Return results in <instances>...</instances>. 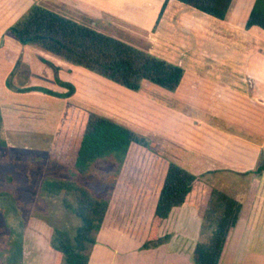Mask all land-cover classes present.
Instances as JSON below:
<instances>
[{"label":"crops","instance_id":"1","mask_svg":"<svg viewBox=\"0 0 264 264\" xmlns=\"http://www.w3.org/2000/svg\"><path fill=\"white\" fill-rule=\"evenodd\" d=\"M165 1L0 0V55L4 52L3 61L8 66L2 68L0 65V110L2 132L6 141L16 148L13 144L15 139L22 142H26L28 136L54 139L64 112L70 106L68 102L76 93L61 100L42 89L63 95L68 92L67 84H70L76 92V76L88 72L34 46L22 45L6 35L7 29L33 5L43 6L52 12L72 13L91 24L104 15L118 20L122 17L126 20L130 14L141 19V15L150 18L153 12L163 7ZM171 1L174 0H169L168 3L171 4ZM254 2L255 0H233L226 20H217L222 25H212L217 29L216 46L220 47V56L194 52L191 59H187L188 62L192 60V68H189L187 60L176 62L186 70L187 79H183L188 82L184 88L190 97L185 100V106L190 105L193 110L196 108L198 113L201 109L200 114L194 112L191 118L180 120L182 127H188L180 144H185L184 155L189 164L182 167L201 178L205 173L229 171L252 179L250 189L254 190L252 201L255 203L251 202L246 206L247 200L242 202L238 223L221 264H264V249L260 248L262 239L264 243V172L260 175L253 173L264 153V71L232 67L228 62L231 54L227 51L228 42L235 40L236 47L246 46L249 32L257 30L246 31L244 28ZM243 11L245 13L242 16ZM191 16L192 23L194 26L197 24L198 30L200 26L205 27V23L215 24L211 22L214 18L209 19V16L203 17L197 13ZM79 69L84 71H77ZM247 79H250V86ZM7 80L11 90L6 88ZM57 102L67 105L57 113L47 109V104L54 106ZM22 104L25 106V114L20 115ZM209 109L211 112H219L217 121L207 122L204 115ZM33 111L36 112L33 114ZM244 112L246 118L239 116L245 115ZM248 113L252 115L251 119ZM178 114L182 117L181 112H176ZM233 116L241 122V130L231 128L237 122ZM25 117L31 118L28 123L24 121ZM208 130L214 134L212 138L205 140L202 133ZM19 147L31 148L26 143ZM160 190L153 200L145 233L138 237L133 230L109 229L104 221L88 264H194L192 256L202 238V220L196 208L188 204L173 209L163 221L159 236H170L169 241L155 248H142L149 234ZM147 200L144 199L143 204H147ZM136 217L134 221L138 220V216ZM57 259V254L49 249L39 264H56Z\"/></svg>","mask_w":264,"mask_h":264},{"label":"rangeland","instance_id":"2","mask_svg":"<svg viewBox=\"0 0 264 264\" xmlns=\"http://www.w3.org/2000/svg\"><path fill=\"white\" fill-rule=\"evenodd\" d=\"M122 1L127 0H120V2ZM129 1L136 3L141 0ZM161 12L162 8H158L151 14L150 18L140 14L142 19L130 14L126 20L123 17L118 20L104 15L91 22V24L72 13L64 11L55 13L117 39L139 51L149 53L176 65H179L176 63L177 61L191 59L190 56L194 52L212 56L220 53V47L216 46L217 29L212 25L221 26V22L176 1H171V4L167 2L163 12ZM194 13L212 19L211 22L215 24L205 23L206 28L200 26L198 30L197 24L194 26L192 23L193 18L191 15ZM244 13L245 11H243L242 16ZM234 41L231 40L227 43L229 44L227 51L231 54L228 59L230 65L234 68L239 67L242 70L258 69L264 71V30L249 32L247 45H243L241 48L240 46L236 47ZM2 55H4V52H2ZM2 55H0V65L2 68H7L8 66L4 63ZM188 63L189 68H192V60ZM224 64L228 66L226 63ZM77 71L84 70L79 69ZM83 73L76 76V95L68 103L99 116L112 119L144 139L146 146L132 145L118 173L115 172L114 163L106 162L97 165L98 177H82L78 178V181L87 187L94 196L98 198L109 197L108 212L105 219L107 228L133 230L139 237L145 233L148 218L153 208V200H155L163 185L168 162L181 168L185 164H189L186 163L184 155L185 144H180L181 137L184 139V133L188 127H184V123L182 127L180 120L191 118L194 112L200 114L201 109L198 113L196 108L193 110L190 105L185 106V100L190 97V94L184 88L188 82V80L185 81L187 79L185 74L183 76L185 79H182L180 86L174 92L166 91L151 83H144L139 91L133 92L96 74ZM247 80L250 86V79ZM6 88L11 90L8 80ZM53 96L61 100L64 98L60 94H53ZM33 104L35 103L33 102ZM66 105L67 103L63 102H57L54 106L53 104H47V109L49 111L54 110L57 113ZM24 107V105L20 106V115L25 114ZM202 110L204 109L202 108ZM206 111L204 117H207L208 123L219 119V112H211L209 109L206 116ZM35 112L33 111V114ZM46 112L47 110L45 114ZM176 112H181L182 117H179V114L176 115ZM244 113L245 115L239 116L245 117L246 112ZM34 116L36 117V115ZM251 116L248 113L249 119H251ZM21 117L23 118V116ZM233 117L235 121L238 120L235 116ZM30 119V117H25L24 121L28 123ZM243 120L246 119L243 118ZM41 124H44V122ZM231 128L241 130V122L233 123ZM208 131L202 133L205 140L208 137L212 138L214 134L211 130ZM0 136L6 141L3 132L0 133ZM13 138L16 137L13 135ZM27 138L26 142L15 139L16 141L12 143L17 146L16 148L12 147L9 141H6L7 148L0 147V193H13L17 206V213H13L8 221L0 214V264H5L9 239H11L10 237L13 238L12 227L22 233V259L24 264H39L42 257L46 256L50 249L49 242L52 227L35 216L47 215V210L50 208L54 215L59 216L62 211L60 199L52 198L48 201L46 198L39 196L42 179L45 176L53 175L54 168L49 165H47L49 166L47 168L44 165L48 159L47 150L52 145L53 138L46 139L41 136H28ZM22 143L28 144L31 148L19 147ZM54 174L57 177L69 179L67 173L59 171ZM116 174L117 180L112 183L110 177H114ZM201 179L210 183V186L214 189L235 200L239 199L237 201L241 204L244 203L245 199L247 200L246 206L253 202L252 193H254V190L250 189L252 183L250 177L223 171L205 173ZM144 199H148L147 204H143ZM136 216H138V220L134 221L133 219L137 218ZM19 223H22V226H19ZM54 224L57 226L62 225L61 219L54 222ZM263 244L262 239L261 249H264ZM58 262L57 259L55 263L58 264Z\"/></svg>","mask_w":264,"mask_h":264},{"label":"trees","instance_id":"3","mask_svg":"<svg viewBox=\"0 0 264 264\" xmlns=\"http://www.w3.org/2000/svg\"><path fill=\"white\" fill-rule=\"evenodd\" d=\"M168 1H165L162 12ZM174 1L218 21L226 20L233 2ZM244 28L246 31L264 30V0H255ZM6 35L22 45L34 46L133 92L139 91L144 83L174 92L185 74V70L179 65L139 51L40 5H33L7 29ZM67 86L68 92L61 95L64 98L75 93L72 85ZM132 145L146 146L144 139L110 118L73 105L66 108L48 150V159L44 163L47 168H54L53 175L45 176L39 187L40 197L48 201L52 198L60 199L62 211L59 216L54 215L51 208L47 210V215L39 217L35 214V217L52 227L49 247L57 254L58 264L89 263L97 243V235L103 228L108 212L109 197L94 196L78 178L98 177L97 165L106 162L114 163L115 172L118 173ZM0 147L7 148L6 141L1 136ZM59 171L69 174V179L57 177L54 173ZM263 172L264 154L253 173L260 175ZM116 180L117 174L110 177L112 183ZM184 204L194 206L202 220V238L193 253V263L221 264L238 223L242 204L214 189L200 176L193 175L175 164L168 165L149 234L142 248H155L169 241L170 236H159V229L171 211ZM13 213H17L14 194L1 192L0 214L8 221ZM60 219L62 225H55L54 222ZM19 224L22 226V223ZM12 233L5 264H23L22 233L14 227Z\"/></svg>","mask_w":264,"mask_h":264}]
</instances>
